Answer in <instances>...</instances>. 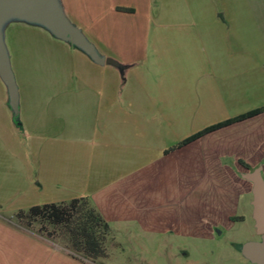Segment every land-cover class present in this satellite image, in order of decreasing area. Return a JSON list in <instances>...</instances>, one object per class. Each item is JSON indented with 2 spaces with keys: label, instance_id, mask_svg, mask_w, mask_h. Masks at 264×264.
I'll return each mask as SVG.
<instances>
[{
  "label": "crops",
  "instance_id": "crops-1",
  "mask_svg": "<svg viewBox=\"0 0 264 264\" xmlns=\"http://www.w3.org/2000/svg\"><path fill=\"white\" fill-rule=\"evenodd\" d=\"M55 1L122 68L39 23L1 24L17 96L0 76V264H101L12 219L34 205L85 197L126 236L213 239L244 220L240 203L252 215L264 111L181 142L264 106V0ZM196 264L259 262L203 253Z\"/></svg>",
  "mask_w": 264,
  "mask_h": 264
},
{
  "label": "rangeland",
  "instance_id": "rangeland-1",
  "mask_svg": "<svg viewBox=\"0 0 264 264\" xmlns=\"http://www.w3.org/2000/svg\"><path fill=\"white\" fill-rule=\"evenodd\" d=\"M243 221L233 222L228 227H219L214 238L201 236H186L175 234L168 229L164 234H146L141 231L132 236L111 234L105 242L106 256L101 264H196L203 253H240L241 245L248 241H260L255 232L251 208L240 203L236 209ZM12 219L19 225L53 240L64 244L63 235L59 230L42 222L38 218L26 217L22 214ZM189 227H193L190 225ZM183 228V227H182ZM183 253H188L185 257ZM97 264V263H96Z\"/></svg>",
  "mask_w": 264,
  "mask_h": 264
},
{
  "label": "water",
  "instance_id": "water-1",
  "mask_svg": "<svg viewBox=\"0 0 264 264\" xmlns=\"http://www.w3.org/2000/svg\"><path fill=\"white\" fill-rule=\"evenodd\" d=\"M19 18L47 27L54 35L83 49L99 63L122 66L111 58L98 56L93 45L83 33L64 15L55 0H0V26L8 18ZM0 76L7 85L12 105L16 102V88L9 66L8 57L0 35ZM252 181V217L260 241H248L241 245L242 253H249L259 264H264V180L258 171L251 173Z\"/></svg>",
  "mask_w": 264,
  "mask_h": 264
},
{
  "label": "trees",
  "instance_id": "trees-1",
  "mask_svg": "<svg viewBox=\"0 0 264 264\" xmlns=\"http://www.w3.org/2000/svg\"><path fill=\"white\" fill-rule=\"evenodd\" d=\"M263 111L264 106L206 127L185 138L181 144H186L213 129ZM22 214L29 218H38L52 226L54 230H59L64 238L63 246L77 259L94 261L107 255L105 242L110 236L109 226L85 197L34 205L27 210L17 211L16 217ZM50 235L53 240L56 238L54 234Z\"/></svg>",
  "mask_w": 264,
  "mask_h": 264
}]
</instances>
